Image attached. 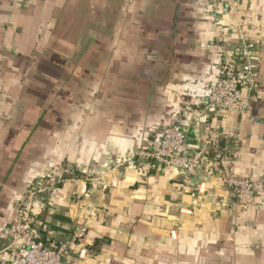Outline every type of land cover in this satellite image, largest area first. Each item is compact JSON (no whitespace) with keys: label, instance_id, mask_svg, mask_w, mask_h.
Listing matches in <instances>:
<instances>
[{"label":"crops","instance_id":"0c3cea01","mask_svg":"<svg viewBox=\"0 0 264 264\" xmlns=\"http://www.w3.org/2000/svg\"><path fill=\"white\" fill-rule=\"evenodd\" d=\"M243 34L259 66L252 108L204 113ZM171 123L194 151L209 129L239 132L237 174L264 180V0L222 14L208 0H0V249L17 200L58 172L39 228L56 243L86 228L71 262L264 264V192L241 206L224 167L199 164L183 188L180 169L121 163Z\"/></svg>","mask_w":264,"mask_h":264},{"label":"built area","instance_id":"2783aa9c","mask_svg":"<svg viewBox=\"0 0 264 264\" xmlns=\"http://www.w3.org/2000/svg\"><path fill=\"white\" fill-rule=\"evenodd\" d=\"M239 1L208 0V4L215 13L222 14L234 9ZM243 36L229 58L218 63L216 80L202 105L204 113L212 106L233 109L239 115L251 110L259 83V66L251 58L256 44H246ZM239 136L236 131L209 129L194 151L188 147V134L183 126L171 123L160 129L156 146L123 158L121 163L135 166L152 162L180 169V185L183 188L191 184L199 164L203 163L220 173L224 167L225 186L235 198V203L245 206L252 204L258 193L264 192V180L237 174L233 149L239 142ZM63 171L70 172L69 168ZM63 181L65 178L58 172H48L31 182L17 200L16 216L7 232L8 242L0 249V264H76L68 257L73 245L84 237L86 228L75 230L70 238L58 243L47 242L39 230V211L46 208V202Z\"/></svg>","mask_w":264,"mask_h":264},{"label":"trees","instance_id":"16d2710c","mask_svg":"<svg viewBox=\"0 0 264 264\" xmlns=\"http://www.w3.org/2000/svg\"><path fill=\"white\" fill-rule=\"evenodd\" d=\"M39 230H40V231L42 232V234H43V231H42V229H40V228H39ZM43 238H44V237H43ZM45 240H46L47 242H50V241H51V240H50V239H48V238H46Z\"/></svg>","mask_w":264,"mask_h":264}]
</instances>
